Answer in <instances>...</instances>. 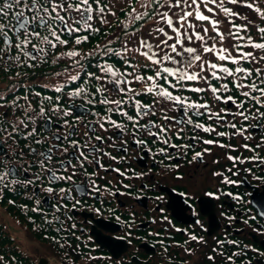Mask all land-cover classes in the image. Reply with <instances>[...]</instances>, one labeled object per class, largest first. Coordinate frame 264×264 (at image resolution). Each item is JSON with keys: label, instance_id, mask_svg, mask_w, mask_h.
Segmentation results:
<instances>
[{"label": "snow or ice", "instance_id": "6c2138e0", "mask_svg": "<svg viewBox=\"0 0 264 264\" xmlns=\"http://www.w3.org/2000/svg\"><path fill=\"white\" fill-rule=\"evenodd\" d=\"M261 2L264 0H0V71L35 67V63L30 61L46 62L49 56H53V63L67 58L72 62L69 67L75 71L72 74L66 68L68 75L64 82L51 86L54 93L59 94L54 97L42 96L28 88L21 97L16 95L15 85L12 86L11 99L0 95V136L14 144L25 141L28 149L27 152L23 148L14 151L12 156L18 159L13 162L3 147L4 141L0 140V165L3 166L0 191L8 186L4 183L8 177H13L12 183L35 188L46 172L49 184L71 182L73 177L83 175L86 183L76 190L85 195L98 193L100 185L95 179H90L97 173H89L86 165L103 168V157L116 160L107 149L114 148L117 140L120 141L117 151L126 154L129 143L126 137H130L135 146L133 151L142 149L153 157L162 155L167 159L174 158L168 152L169 148L183 150L186 154V150L196 147L195 144L173 143V136L178 140H200L204 145L216 144L235 151L230 143H220L219 140L198 135L183 137L181 133L185 126L215 133L216 137L227 136L230 139L239 136L245 141L255 138L254 132L249 131L253 129L261 134L260 143L255 148L261 147L264 144V8L260 6ZM132 4L138 6L129 7ZM118 12L124 13L126 19L120 20ZM109 16L119 20V31L91 51H79L76 46L88 42L89 36L101 31L95 21L109 27L112 25ZM256 17L260 23L256 22ZM252 29L259 34L257 38L251 35ZM70 43L74 46L68 47ZM58 46L64 50L56 54ZM89 66L96 71H89ZM16 75L21 74L17 72ZM78 81L80 83H76ZM134 84L139 85V90L133 87ZM66 88L68 91L65 93ZM199 94L205 95L201 97ZM30 95L37 98L35 105ZM63 96L72 103L64 106ZM144 96H150L151 102L144 103ZM77 99L81 101L79 105ZM216 103L225 107L216 109ZM97 105L101 106L103 115L101 110L94 111ZM88 114L95 119L85 122L83 117ZM114 115L118 119H114ZM204 118L217 127L234 131H217V127L201 123ZM40 120L44 121L43 132L49 134L43 139V132L38 127ZM77 124L86 129L82 140L73 138ZM62 128L69 131L62 133ZM97 128L101 133L116 130L113 134L115 139L113 135L97 134ZM45 139L60 143H52L46 151L40 152L31 146L32 143L41 145ZM64 142L71 146V151L61 146ZM157 144L165 147H158L153 152L150 145ZM242 147L255 151L248 143ZM210 151L205 148L203 152H195L193 159L202 158L205 152ZM54 152L66 157L57 158L58 167L55 168L51 166ZM28 156L34 159L25 167L23 161ZM226 158L233 167L247 159L264 162V158L257 156L242 159L228 154ZM16 164L23 168L25 179H16L21 175ZM29 169L38 171L29 177ZM111 171L133 178L119 168ZM228 171L232 172V168ZM213 175L222 176L223 173ZM233 175L237 173L233 172ZM223 183L236 184L237 181L225 176ZM88 185L90 190L86 191ZM123 187L128 188L129 185L124 184ZM40 190L50 197L55 191L51 186L43 187L42 183ZM105 191L116 195L110 189ZM69 193L70 190L60 188V200H72ZM33 195L38 196V192L33 191ZM227 195L232 196V193ZM60 200L52 206L57 212L67 207ZM40 203L37 199L36 204ZM260 215L264 216V211ZM54 219L58 221V217ZM191 239L198 238L193 235ZM228 243L239 244L238 241ZM236 255L232 253L227 260L231 262Z\"/></svg>", "mask_w": 264, "mask_h": 264}, {"label": "flooded vegetation", "instance_id": "af4514ba", "mask_svg": "<svg viewBox=\"0 0 264 264\" xmlns=\"http://www.w3.org/2000/svg\"><path fill=\"white\" fill-rule=\"evenodd\" d=\"M88 70L96 71L90 66ZM213 83L216 82L213 81ZM133 87L139 89L137 84ZM47 91L50 92L49 96L59 95L54 93L51 86L47 87ZM64 91L66 93L68 89ZM204 95L199 94L201 97ZM207 99L211 102L210 96ZM142 101L150 103L151 97L144 96ZM80 102L79 99L76 100L77 105ZM62 103L67 106L72 101L67 96H63ZM214 107L218 109L225 105L216 103ZM97 110H101V106L97 105L94 111ZM101 115H103L102 110ZM113 118L118 119L115 115ZM94 119L95 117L91 114L83 117L85 122ZM200 122L205 123L206 126L217 127L206 118ZM55 124L56 121L53 118V131H55ZM43 125V120L38 121V127L42 132ZM61 131L65 133L69 129L62 128ZM85 131L83 126L77 124L76 135L73 138L84 139ZM115 131L110 129L108 133H101L97 128V134H103L105 137L113 135ZM217 131L230 133L234 130L217 127ZM249 131L254 132L255 138L245 141L239 136H232L230 139L227 136L216 137L215 133H204L201 130H193L191 126H185L181 136L198 135L204 139L219 140L224 144L230 143L235 151L220 148L216 144L204 145L200 140L193 141L189 138L178 140L173 136V143L196 145L194 150H186V154L183 150L169 148L168 152L173 154V159H167L162 155L153 157L151 153H146L142 149L133 151L135 146L131 143L130 137H126L129 140L127 153L119 152L117 149L120 147V141L117 140L114 148L107 149L116 157V160L103 157L101 160L103 168L93 164L86 165L89 173H97L90 179H95L100 185V192L91 195H85L76 190L86 183L83 175L73 177L71 182L57 181L49 184L48 174L45 172L42 174V181H37L35 188L32 186L25 188L20 183H14V187L17 191L23 192L24 198L34 205L35 210L39 211L45 224L56 236L51 246L58 249L56 251L64 253L66 259L62 260L63 263L71 258L79 260L83 253H97L98 256L101 253L107 258L109 264H180L181 259L178 258H182L181 252L194 254L195 251L198 256L212 255L226 249L229 244L235 251L246 249L253 252L252 256H264V246L247 238V233L252 232L259 240H264V218L260 216V212L264 211V162L261 159H247L245 163L237 162L233 167V163L226 158L228 154L240 156L242 159L253 156L264 158V144L255 148L256 144L260 143L261 134L253 129ZM47 136L49 134L43 132L42 139ZM113 139H115L114 135ZM92 142L96 143L95 140ZM105 142L107 143V140ZM52 143L60 142L45 139L41 145L32 143L31 146L40 152L46 151ZM244 143L255 148V151L243 148ZM61 146L68 147L69 151L72 150L67 142ZM150 147L155 152L158 147L165 146L157 144ZM205 148L211 151L205 152L202 158L194 160L195 152H203ZM24 151H28L25 145ZM121 157L125 158L121 160ZM57 158L66 157H60L58 152H54L51 163L53 168L58 167ZM33 159L34 157L28 156L23 161L24 166L26 167L27 162ZM16 168L21 173L16 179H25L20 164H16ZM105 168L109 170L105 171ZM113 168H119L122 172H126V176L133 178L120 176L111 171ZM229 168H232V172L228 171ZM34 171L38 169H29L28 176L30 177ZM216 172L223 175H213ZM233 172L237 175H233ZM135 173L142 175L137 177ZM225 176L237 183H223ZM41 183L43 187L51 186L55 189L51 197L40 190ZM124 184L129 187H123ZM60 188L70 190L72 200H60ZM106 188L115 192L116 195L109 194L105 191ZM88 190L90 185L86 187V191ZM33 191L38 192V196L33 195ZM229 192L232 196L227 195ZM93 196L98 198L94 199ZM237 196L240 197L239 200L235 199ZM37 199L41 201L39 205L36 204ZM57 200H60L61 204H66L67 207L61 208L58 212L55 211L52 206L56 205ZM76 201L79 203H75ZM74 203L75 208H73ZM54 217H58L59 222ZM230 217L234 219H229ZM245 220L248 223H244ZM97 235L108 238L113 244V250L121 251L117 258L100 246L96 240ZM193 235L198 239L192 240ZM228 241H238L239 244L228 243ZM244 241L247 242L246 245Z\"/></svg>", "mask_w": 264, "mask_h": 264}, {"label": "rangeland", "instance_id": "374dc122", "mask_svg": "<svg viewBox=\"0 0 264 264\" xmlns=\"http://www.w3.org/2000/svg\"><path fill=\"white\" fill-rule=\"evenodd\" d=\"M0 217L4 227L13 234V236L15 237V241H17L24 254L33 259L44 257V260L49 261L48 264H60L59 260H52L50 256L51 254L54 259V252L52 251V249H50L49 247L42 246V248H38L37 246H35L36 240L34 239V237L29 234V232L22 225L9 218L8 215L3 212V209H0ZM85 262L86 260L83 259L78 264H85ZM42 264H44V262H42Z\"/></svg>", "mask_w": 264, "mask_h": 264}, {"label": "trees", "instance_id": "16d2710c", "mask_svg": "<svg viewBox=\"0 0 264 264\" xmlns=\"http://www.w3.org/2000/svg\"><path fill=\"white\" fill-rule=\"evenodd\" d=\"M264 4V2H261ZM116 7H119L117 4ZM128 11L125 9V12ZM118 16L120 20L126 19L124 13H119ZM108 19H111L110 16ZM116 22L117 20L114 19ZM119 24H115L114 26L119 29ZM114 26H107L99 24L101 31L98 33L101 35L104 31H109L110 33L114 29ZM9 210L13 211L11 205L9 206ZM17 216L21 222H24V219H28V215H15ZM0 264H33L27 257H25L17 248L15 242L9 233L4 231L0 226Z\"/></svg>", "mask_w": 264, "mask_h": 264}]
</instances>
